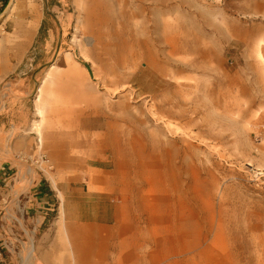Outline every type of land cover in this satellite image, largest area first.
<instances>
[{
    "label": "rangeland",
    "instance_id": "1",
    "mask_svg": "<svg viewBox=\"0 0 264 264\" xmlns=\"http://www.w3.org/2000/svg\"><path fill=\"white\" fill-rule=\"evenodd\" d=\"M2 165L0 264H73L87 210L131 264H264V0H9Z\"/></svg>",
    "mask_w": 264,
    "mask_h": 264
},
{
    "label": "crops",
    "instance_id": "2",
    "mask_svg": "<svg viewBox=\"0 0 264 264\" xmlns=\"http://www.w3.org/2000/svg\"><path fill=\"white\" fill-rule=\"evenodd\" d=\"M8 166H0V175L6 174ZM51 188L43 180L36 181L30 189L29 201L36 208L52 210L53 197ZM79 213V212H78ZM63 213L64 223L71 232H82V241L69 244L74 259L73 264H131L137 257L135 250L141 244L126 241L128 236L122 231L124 227L136 225L137 221H127L122 212L97 210ZM48 264V263H45Z\"/></svg>",
    "mask_w": 264,
    "mask_h": 264
},
{
    "label": "bare ground",
    "instance_id": "3",
    "mask_svg": "<svg viewBox=\"0 0 264 264\" xmlns=\"http://www.w3.org/2000/svg\"><path fill=\"white\" fill-rule=\"evenodd\" d=\"M140 46V45H139ZM195 51V50H194ZM150 69V68H149ZM66 72L72 76V77H75V70H74V67L69 63L67 64L66 66Z\"/></svg>",
    "mask_w": 264,
    "mask_h": 264
},
{
    "label": "trees",
    "instance_id": "4",
    "mask_svg": "<svg viewBox=\"0 0 264 264\" xmlns=\"http://www.w3.org/2000/svg\"><path fill=\"white\" fill-rule=\"evenodd\" d=\"M9 0H0V12H2L4 10V8L7 6Z\"/></svg>",
    "mask_w": 264,
    "mask_h": 264
}]
</instances>
